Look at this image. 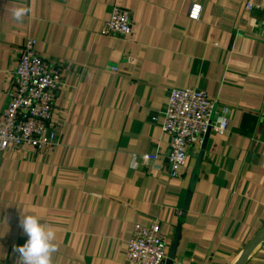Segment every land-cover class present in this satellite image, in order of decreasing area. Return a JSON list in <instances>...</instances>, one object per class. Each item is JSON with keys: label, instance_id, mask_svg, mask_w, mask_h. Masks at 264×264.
<instances>
[{"label": "crops", "instance_id": "0c3cea01", "mask_svg": "<svg viewBox=\"0 0 264 264\" xmlns=\"http://www.w3.org/2000/svg\"><path fill=\"white\" fill-rule=\"evenodd\" d=\"M192 3L198 20L187 18ZM21 6L29 11L16 21ZM114 7L129 13V34L100 33ZM263 8L264 0H0V114L27 38L61 76L55 144L0 153V264H19L26 214L55 231L51 264H131L133 225L152 220L166 257L176 241L172 264H233L264 227ZM186 87L213 101L212 123L227 122L222 133L208 130L187 204L202 142L186 147L171 175L161 129L169 90ZM246 264H264V241Z\"/></svg>", "mask_w": 264, "mask_h": 264}, {"label": "built area", "instance_id": "2783aa9c", "mask_svg": "<svg viewBox=\"0 0 264 264\" xmlns=\"http://www.w3.org/2000/svg\"><path fill=\"white\" fill-rule=\"evenodd\" d=\"M253 3L247 2L246 9ZM201 5L192 3L187 18L198 20ZM264 38V8L261 16ZM131 32L129 13L114 7L105 21L102 35H127ZM111 69L116 70L115 67ZM61 83L59 68L45 61L36 50V40L27 38L19 51L6 94L7 102L0 114V153L9 146L28 145L35 149L49 148L56 142V132L49 126L52 116L54 91ZM213 101L202 89L172 88L162 114L161 129L170 135L168 162L171 175L186 163V147L200 144L210 127L222 133L226 130L225 117L212 123ZM146 160L157 155L146 153ZM166 236L157 220L133 225L126 243L125 255L131 264H164Z\"/></svg>", "mask_w": 264, "mask_h": 264}, {"label": "clouds", "instance_id": "9594fccd", "mask_svg": "<svg viewBox=\"0 0 264 264\" xmlns=\"http://www.w3.org/2000/svg\"><path fill=\"white\" fill-rule=\"evenodd\" d=\"M27 7H16L12 10V17L21 21L28 13ZM37 215L26 214L21 217L20 226L28 239L14 248L19 254V264H51L52 254L57 251L54 243L55 231L51 226H45Z\"/></svg>", "mask_w": 264, "mask_h": 264}, {"label": "water", "instance_id": "95a60500", "mask_svg": "<svg viewBox=\"0 0 264 264\" xmlns=\"http://www.w3.org/2000/svg\"><path fill=\"white\" fill-rule=\"evenodd\" d=\"M208 134V131L205 133L202 144H201V150L197 156L196 162H195V168L191 173V177L188 183V187H187V193L185 196V201L186 204L188 203V201L190 200L191 194H192V188L193 185L195 183L196 180V176H197V171L196 169L199 167L201 159H202V155L204 152V147H205V142H206V136ZM186 208V206L184 207ZM264 241V227H262L259 231H257V233L252 236L247 243L243 246V248L241 249L238 257L236 258V260L234 261L233 264H246L247 260L249 259L251 253L254 251V249L262 242ZM175 247H176V241H172L169 245V249L167 252V257L165 259L164 264H172L173 258H174V253H175Z\"/></svg>", "mask_w": 264, "mask_h": 264}]
</instances>
